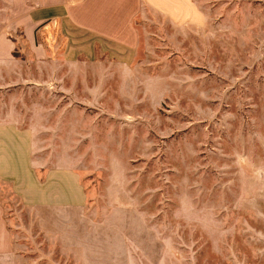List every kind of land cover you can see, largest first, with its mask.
<instances>
[{"label":"rangeland","instance_id":"obj_1","mask_svg":"<svg viewBox=\"0 0 264 264\" xmlns=\"http://www.w3.org/2000/svg\"><path fill=\"white\" fill-rule=\"evenodd\" d=\"M110 1L130 45L51 23L38 61L9 34L0 102L28 117L30 181L0 182L4 264H264V0Z\"/></svg>","mask_w":264,"mask_h":264},{"label":"crops","instance_id":"obj_2","mask_svg":"<svg viewBox=\"0 0 264 264\" xmlns=\"http://www.w3.org/2000/svg\"><path fill=\"white\" fill-rule=\"evenodd\" d=\"M1 1L4 5L1 4ZM171 1L172 0H170V2ZM181 1L185 2L187 5H183L182 14H185L190 9L189 0ZM137 2L139 5L148 3L153 8H158L155 0H137ZM92 5L95 6L96 9L98 8L97 10H100L95 16L94 22L96 23H89L83 20V18L88 17L85 16V14L87 12L89 13L88 10ZM103 8H105V11L117 9L116 5L112 4L110 0H74L70 2L66 0H0V14H3V19L0 17V22H2V24L0 23V67H8L10 65L14 66L18 63V60L13 56V51L17 42H15L13 38L9 37L10 32L16 35L18 31H21L23 35L18 39L19 42H25L29 50H32L34 52V56L39 59L38 61L45 60V58H47V50L43 46L42 42L44 41H38V45H36L35 31L36 29L41 31L51 23L63 24V27L65 29L68 28V33L73 37L78 39L85 37V44L101 41L107 43L113 42L117 45L123 46L130 45L132 42L124 39L125 28L119 29L122 26L120 27L118 24L111 25L108 23L111 20H114L113 17L106 16L104 18L100 15L102 14ZM77 13H80L79 17L76 16ZM10 28L13 30H10ZM9 39H11L12 42ZM32 51L31 53H33ZM73 51L76 52V49H73ZM15 72L16 71L13 70V73ZM10 73L12 72L8 71L6 74L9 78H12L14 74ZM6 74L0 70V77L5 78ZM13 108L15 109L14 103H9V101L6 100L0 102V110H2V112L0 111V182H13V180L16 179L18 182L20 181L18 184H22V188H24V182L29 185L30 181L28 173L30 163L28 141L30 134L29 127L27 126L29 120L28 117H26L25 123L23 121V112L21 111V114L18 113L19 111L17 108L14 112ZM22 109L23 108H21V110ZM12 112H14V117L16 119L13 125L6 124L9 121L7 118L10 117ZM24 123L27 127H24ZM8 137L14 139V156H17V160L21 159V166L18 165L21 168L16 169L18 171L15 178L7 174L8 168H10V164L7 161V154L12 155V151L8 146V140H6ZM25 153L27 154V165L26 161H24ZM56 174L58 173L54 174V178L56 179H51L52 184H54V182H57L58 184L62 182L59 181L60 178ZM17 175H21L22 180ZM25 175L27 176V179L23 180ZM70 182H73L76 185V176H71ZM13 188L21 195L24 202H29L24 197V192L19 187L13 186ZM43 202L45 203L46 201ZM17 245L18 238L12 225V219L10 218L6 205L0 196V264H4L9 257L14 255Z\"/></svg>","mask_w":264,"mask_h":264}]
</instances>
